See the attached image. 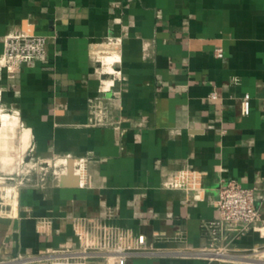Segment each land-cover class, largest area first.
<instances>
[{
  "label": "crops",
  "instance_id": "crops-1",
  "mask_svg": "<svg viewBox=\"0 0 264 264\" xmlns=\"http://www.w3.org/2000/svg\"><path fill=\"white\" fill-rule=\"evenodd\" d=\"M15 31L48 36V59L15 78L2 70L0 105L30 130L40 162L86 158L88 185H62L51 169L21 185L15 214L0 216V262L79 248L73 222L85 217L146 236L153 251L126 264H206L192 251L207 245L204 224L231 179L256 189L264 221V0H0V56ZM110 37L122 38V79L104 93L109 122L93 125L88 101L113 77L92 50ZM182 170L195 186L165 185ZM263 241L251 230L232 245L247 254Z\"/></svg>",
  "mask_w": 264,
  "mask_h": 264
},
{
  "label": "built area",
  "instance_id": "built-area-1",
  "mask_svg": "<svg viewBox=\"0 0 264 264\" xmlns=\"http://www.w3.org/2000/svg\"><path fill=\"white\" fill-rule=\"evenodd\" d=\"M48 36L38 33L15 31L7 34L4 39V49L0 56V72L5 70L9 78H15L21 66L37 60H47ZM121 37H110L106 41L96 43L93 46L92 55L94 60L101 65L100 72L104 76H112L108 87L100 90V94L91 97L88 101L90 111V122L93 125L107 124L110 119L112 103L104 93L110 90L115 83V79L121 80L122 73L117 67L121 62L120 46ZM116 53L118 58L111 64H106L103 56ZM218 57L224 56L222 48L216 50ZM111 68L112 71L109 69ZM238 80V79H236ZM210 97H218L216 91H212ZM1 99V89H0ZM3 110L15 112L14 110L2 106ZM251 96L245 93L241 98V113L244 116L250 114ZM71 157H65L59 164V169L53 170V175L60 177L67 172L68 162ZM57 165V163H56ZM75 173L79 176V185H88L87 159L80 158L74 161ZM47 171L41 172L40 181H45ZM196 179L186 170L180 171L177 175L168 180L165 185L168 187L195 186ZM23 183L16 185L17 190ZM7 193V191H6ZM256 189L245 187L237 180L226 181L219 189L217 201L218 215L204 224L208 235V243L205 247L195 249L192 253L204 259L206 264L214 262L241 261L248 264H255L250 261L238 259L243 255L235 251L232 243L235 238L240 237L251 230H256L264 239V221L261 212L256 206ZM11 197V195H10ZM17 209L13 204L4 205L0 202V216H13ZM48 219L41 217L38 219V230L45 231ZM74 232L80 242L79 248L55 249L45 255H23L0 264H88L89 259L101 258L105 264H126V261L138 254H150L153 250L147 244L144 234L132 236L117 226L101 221H91L88 218H76L73 222ZM254 252H264V241L251 249ZM258 255V254H255Z\"/></svg>",
  "mask_w": 264,
  "mask_h": 264
},
{
  "label": "rangeland",
  "instance_id": "rangeland-1",
  "mask_svg": "<svg viewBox=\"0 0 264 264\" xmlns=\"http://www.w3.org/2000/svg\"><path fill=\"white\" fill-rule=\"evenodd\" d=\"M100 66L101 65H99V68ZM0 112H9V111L3 110L2 106L0 105ZM14 114L18 115L17 113ZM21 125L16 130V137L13 140L14 143H12L14 147L10 151L15 157L14 163L12 165H9L5 169H2L0 167V176H2L3 180L5 181L0 183V202H2L4 205H8L9 203H12L13 200L12 196H14V194L16 195L18 194L16 185H20V183L25 184L28 183L29 181H33L34 178L33 176L35 174H38L40 172L43 173L44 171H47L49 169H51L52 171L55 169V166H53V164H52V168H50L48 164H44L40 162L38 159H36L29 145L25 149H21V141L19 140ZM5 186L15 187V189L11 192L12 195L11 197L10 194L4 193L7 191L5 189ZM14 191H16L17 193ZM255 253L260 254L261 251L260 252L249 251L247 254L248 256L256 257L257 255H255ZM240 259L255 263L252 261V259L249 258H240Z\"/></svg>",
  "mask_w": 264,
  "mask_h": 264
},
{
  "label": "bare ground",
  "instance_id": "bare-ground-1",
  "mask_svg": "<svg viewBox=\"0 0 264 264\" xmlns=\"http://www.w3.org/2000/svg\"><path fill=\"white\" fill-rule=\"evenodd\" d=\"M104 58L105 56H103V60ZM117 58L118 56L110 58V61L108 64L111 66V64L115 62ZM109 69L112 71L111 68ZM107 81H108V84H110L111 80H107ZM14 113L16 112H12V113L11 112H0V167L2 169H5L9 165H12L15 160L14 155L10 151L14 147L12 143H14L13 140L16 137V130L21 125V119L18 115ZM19 138H20L19 140L21 141V149H25L26 147H28L32 139L30 130L28 128L23 129L21 131ZM1 182H5L2 176H0V183ZM5 189L7 190V193L11 195V192L15 189V187L5 186ZM17 195L16 194H14V196L11 195L13 197L11 204L15 205ZM245 256L247 255H243L241 257H245ZM236 258L240 259L239 257H236ZM251 259L253 262H255V264H264V252H261L256 257L251 256Z\"/></svg>",
  "mask_w": 264,
  "mask_h": 264
},
{
  "label": "water",
  "instance_id": "water-1",
  "mask_svg": "<svg viewBox=\"0 0 264 264\" xmlns=\"http://www.w3.org/2000/svg\"><path fill=\"white\" fill-rule=\"evenodd\" d=\"M75 179L74 185L79 184V176L75 173L74 160L70 159L68 162L67 172L60 177V182L65 185L69 179Z\"/></svg>",
  "mask_w": 264,
  "mask_h": 264
}]
</instances>
